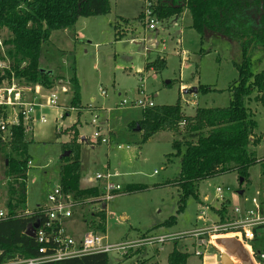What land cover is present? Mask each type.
I'll return each instance as SVG.
<instances>
[{
	"label": "rangeland",
	"instance_id": "obj_1",
	"mask_svg": "<svg viewBox=\"0 0 264 264\" xmlns=\"http://www.w3.org/2000/svg\"><path fill=\"white\" fill-rule=\"evenodd\" d=\"M109 2V14L79 18L69 33L53 32L49 42L43 45L39 66L41 70L52 72L55 82L50 90L44 89L42 95L33 101L34 120L29 124L32 133L27 136L30 166L26 175L25 209L33 212L47 205L48 193L59 184L62 144L68 138L70 140L71 128L76 124L79 136L86 138L83 143L79 140L81 185L88 186V176L94 179L97 175L109 174L111 182L121 187L117 196L106 204L107 243H126L144 236H171L161 246L164 248L160 254L159 247L145 249L136 255L131 252L128 258L109 254V264H153L152 259L158 254V264H163L165 252L175 243L178 250L189 254L187 264H201V258L208 252L202 248L209 246L213 253H218L214 246L217 244L205 242L197 248L195 238L183 236L202 226L197 222L198 213L203 209L201 203L207 200L209 204L214 203L217 188L223 190L232 208H254L253 201L258 199L264 203V108L255 102V95L247 105L256 123L255 138L259 140L253 149L257 164L248 169V179L241 184L237 174L231 172L202 181L197 186L199 201L188 197L184 209L177 213L180 191L175 182L179 176L180 160L172 149L177 136L162 132L142 144V135L134 127L142 120L143 109L130 105L121 107L120 103L138 99L139 90L143 89L155 106L179 103L186 116H193L196 108H226L230 101L228 89L238 77L235 64L241 60V49L236 42L212 33H206L201 41L191 28L187 11L178 20L156 19L158 24L153 31L145 28L147 18H140L145 2ZM153 33L155 35L152 36ZM150 36L152 40L147 38ZM6 37V32L0 30L2 52ZM155 62L160 66L164 62V66L146 69L147 64ZM8 64L7 60L1 61L0 70L7 69ZM72 69L80 87L81 109L78 110L69 106L71 92L68 82L74 75ZM251 70L253 73L264 71V52L253 54ZM183 86H188L189 90L204 86L210 91L204 94L188 91L184 95ZM51 90L56 93L57 106L48 105ZM186 101L193 105L186 104ZM15 114V109H7L10 122L15 121ZM40 116L45 118V123L38 122ZM95 117L103 129V138L109 143L91 147L96 127L90 123ZM0 137L5 139L6 135ZM11 155L16 156L11 153L9 141L5 139L0 153V209L4 211L10 184H14V180L6 176L4 168ZM128 187H144V190L125 194ZM222 207L229 212L228 201L221 203ZM214 210L206 211L209 219L214 218ZM72 211L64 229L79 241L83 233L89 231L86 221L91 214L98 212V207L96 203H86ZM171 217L176 218L175 224L162 226ZM256 243L261 247L260 241ZM195 249L202 256L194 255Z\"/></svg>",
	"mask_w": 264,
	"mask_h": 264
},
{
	"label": "trees",
	"instance_id": "obj_2",
	"mask_svg": "<svg viewBox=\"0 0 264 264\" xmlns=\"http://www.w3.org/2000/svg\"><path fill=\"white\" fill-rule=\"evenodd\" d=\"M151 3L152 13L159 21L180 18L187 11L191 28L202 41L206 33L236 42L241 49V60L235 64L237 80L229 87V105L226 108H196L193 116H186L179 103L173 106H154L143 110L139 127L142 144L156 134L169 132L176 135L172 149L180 160V171L175 185L179 188L178 212L188 197L199 201L197 186L200 182L228 173H236L242 183L248 179V169L257 164L253 149L259 144L254 131L256 123L248 108L255 95V102L264 108V71L253 73L252 56L264 52V0H136ZM111 11L109 0H0V30L7 34L0 50V62L7 60L8 68L0 70V85L5 80L16 79L27 85L50 90L55 78L49 71L41 72L40 54L53 32L71 30L79 18L100 17ZM143 20L144 15H140ZM115 30H117L114 27ZM117 33V32H115ZM158 62L146 65V69H159ZM73 74L75 72L72 69ZM72 109H81L80 87L76 75L69 79ZM210 90L198 86L197 94ZM6 111L0 108V120H6ZM70 140L62 144L59 158V185L78 205L93 204L100 196L97 188L81 189L79 133L77 125L71 128ZM9 148L12 154L4 165L6 176L14 180L10 184L6 203L7 218L0 221V262L4 258L28 260L38 257L35 239L26 236L28 226L43 221V214L35 210L26 212V175L28 133L21 119L11 126ZM3 142L0 140V153ZM67 154V155H64ZM264 165V163H263ZM241 183V184H242ZM144 187H128L124 193L143 191ZM106 209V208H105ZM226 221V208L214 210ZM176 222L169 218L162 226ZM89 231L105 234V210L90 215ZM133 251L136 255L145 250ZM109 254L87 255L80 258L43 264H109ZM129 255V254H128ZM128 255L124 256L128 258ZM131 255V254H130ZM131 257V256H130ZM189 254L178 250L177 243L167 256V264H187Z\"/></svg>",
	"mask_w": 264,
	"mask_h": 264
},
{
	"label": "built area",
	"instance_id": "obj_3",
	"mask_svg": "<svg viewBox=\"0 0 264 264\" xmlns=\"http://www.w3.org/2000/svg\"><path fill=\"white\" fill-rule=\"evenodd\" d=\"M145 4L143 15L147 18L146 28L154 31L158 21L150 10L151 5L149 2H145ZM146 7H149V10ZM140 81L142 82L143 79H140ZM39 87L38 85L34 87L27 84L21 85L13 79L7 83L2 82L0 85V108L6 111V113L7 109L16 110L14 122H10L8 116L6 120H0V135H6L5 139H8V141L11 138V126L17 125L19 119L26 126V132H29L28 125L34 120L35 105L33 101H28V96L33 91H37ZM139 95L138 99L131 102L123 100L120 106L125 107L130 105V107H137L143 110L155 106L153 100L143 89L139 90ZM47 102L49 106H57L56 95L50 93ZM38 122L45 123V118L40 116ZM90 124L96 127L94 132L95 141L94 143L91 142L90 146L108 144V140L103 138V129L97 124V117L93 118ZM0 139L2 142L5 141L4 138L0 137ZM28 165H30V162H28ZM100 180H104L99 191L100 196L93 201L97 204L98 210L102 204L106 206L107 203L112 201L121 190L119 185L111 182L109 174L105 176L97 175L93 181L99 182ZM216 199L221 202L224 201L223 190L221 188L216 189ZM79 206L82 205L75 203L71 195L64 194L58 184L48 193L47 205L39 207V212L43 214V221H41L42 223L38 222L39 228L35 231L34 238L39 247V256L28 260L4 258L0 264H43L95 254H116L124 257L141 248L154 249L161 247L166 241L171 239V236H144L136 241L109 244L107 243L105 234L88 231L77 241L76 238L66 233L64 224L72 217L73 208ZM253 207L244 209L238 206L233 207L231 214L227 215L226 221H222L216 214L214 219H209L206 213L208 208H203L197 216V222H201L202 226L194 229L192 232L184 233L183 236H190L195 238L198 243L207 242L208 244H214L218 238H234L245 245L260 241L262 245L261 249L256 250L251 248L249 254L255 264H264V203L260 200H254ZM33 212L26 211L24 215H30ZM6 218L7 212L0 209V221ZM214 246L217 247V245ZM194 255L202 256L198 251H195ZM1 256L2 253L0 252Z\"/></svg>",
	"mask_w": 264,
	"mask_h": 264
},
{
	"label": "crops",
	"instance_id": "obj_4",
	"mask_svg": "<svg viewBox=\"0 0 264 264\" xmlns=\"http://www.w3.org/2000/svg\"><path fill=\"white\" fill-rule=\"evenodd\" d=\"M179 18H177V20H178ZM79 20V19H78ZM78 20H77V22L76 23H78ZM127 20V19H126ZM146 28V27H145ZM63 32H65V33H69V30H64ZM114 32H117V30H115L114 29ZM153 35H155L154 33L152 34V36ZM146 36V35H145ZM152 36H150V37H147V38H149L150 40H152L153 38H152ZM37 86V85H36ZM32 87H34V86H32ZM39 87V86H38ZM69 89H70V87H69ZM182 89H183V91L186 89V90H189V88H188V86H183L182 87ZM43 91H45L42 87H39L38 89H37V91H33L32 92V94H30L29 96H28V101H34V99L36 98V96H39V95H42V92ZM48 92V91H47ZM50 93H54V94H56L54 91H49ZM70 92H71V89H70ZM71 95H72V93H71ZM184 95H186V94H184ZM70 100H71V98H70ZM70 102V101H69ZM186 104H188V105H193V103H190V102H188V101H186ZM195 104V103H194ZM31 123V122H30ZM29 123V124H30ZM28 130H29V134H31L32 133V127H30V125H28ZM79 140L83 143V142H85V140H86V138L85 137H80L79 136ZM68 141H69V138H68ZM67 141V142H68ZM79 142V141H78ZM80 143V142H79ZM93 149V148H92ZM30 162V161H29ZM29 166L30 165H28V168H29ZM60 170V169H59ZM58 178H59V175H58ZM94 179L92 178V177H90V176H88L87 178H86V182L88 183V186L86 185V186H82L81 185V183H80V180H79V184H80V188L81 189H87V188H99L98 190L100 191V189H101V187H102V185L103 184H101V183H99V182H95V181H93ZM58 182H59V180H58ZM95 183V184H94ZM96 183H98V184H96ZM223 194H224V192H223ZM240 195H242V192H240L239 193ZM223 198H224V201H228V203H229V206H230V209H229V212H228V214H231V210L233 209L232 208V206L230 205V201L228 200V198H225V196L223 195ZM206 200V199H205ZM215 201H214V203H208V200L206 201V203H201L202 204V206H203V208H208V210L210 211L211 209H215V210H218L219 208H220V205H221V203H224V201L223 202H221L220 200H217L216 198L214 199ZM259 200V199H258ZM235 207V206H234ZM38 208V207H37ZM244 208H246V207H244V206H242V209H244ZM27 212H29V211H27ZM211 212V211H210ZM227 214V215H228ZM212 216H216V215H212ZM214 219V218H213ZM201 227V226H200ZM199 226H198V228H200ZM84 234V233H83ZM71 235V234H70ZM72 236V235H71ZM74 237V236H73ZM74 238H76V237H74ZM218 239H220V238H218ZM237 241H239V240H237ZM240 242V245H241V247L239 248V249H237V248H234V247H231V249H225V248H223V247H219V246H217V247H215L216 248V252H220V254H219V263H220V259H221V256H223L224 254H226L228 257H229V259H230V261L232 262V264H255L254 263V261L252 260V258H251V256H250V254H249V251L251 250V248L252 249H256V250H259V249H261V247H260V243L257 245V243H250V244H244L243 242H241V241H239ZM196 243V246H197V248H201L204 244H200V243H203V242H200V243H198V242H195ZM214 244H215V242H214ZM199 245V246H198ZM262 246V245H261ZM163 248L164 247H159V254H160V252H162L163 251ZM210 247L209 246H205L204 248H202V249H204V250H206V249H208V252H207V254H206V256H204L203 258H201V264H219L218 263V258H217V254L218 253H213V251L212 250H210L209 249ZM211 248H212V246H211ZM154 249H157V248H154ZM147 250H150V249H147ZM172 251V249H170L169 251H166L165 252V257H164V262H163V264H167V256L169 255V253ZM195 251H196V249H195ZM195 251H193V254H194V252ZM222 253V254H221ZM159 254H158V256L157 257H155L154 259H152L153 260V264H158V258H159ZM151 260V261H152ZM188 262V261H187Z\"/></svg>",
	"mask_w": 264,
	"mask_h": 264
},
{
	"label": "water",
	"instance_id": "obj_5",
	"mask_svg": "<svg viewBox=\"0 0 264 264\" xmlns=\"http://www.w3.org/2000/svg\"><path fill=\"white\" fill-rule=\"evenodd\" d=\"M41 72H43L44 70H40ZM51 73V72H50ZM188 91H191L194 94H197V88H193L191 90H184L183 94H187ZM140 129L139 127L136 128V131L138 132ZM67 155V154H64ZM240 183H242V180H240ZM106 206L105 204H102L101 209L105 210ZM39 228V223L36 222L30 226H28L27 231H26V236L29 238L34 239L35 238V231ZM215 243L219 246V247H223L225 249H231V247L237 248L239 249L241 247L240 242L237 241L234 238H220V239H216ZM220 264H232V262L230 261L229 257L227 255H223L221 256L220 259Z\"/></svg>",
	"mask_w": 264,
	"mask_h": 264
}]
</instances>
